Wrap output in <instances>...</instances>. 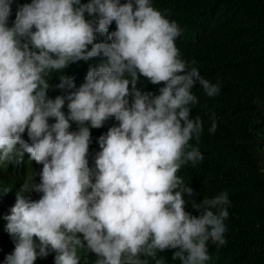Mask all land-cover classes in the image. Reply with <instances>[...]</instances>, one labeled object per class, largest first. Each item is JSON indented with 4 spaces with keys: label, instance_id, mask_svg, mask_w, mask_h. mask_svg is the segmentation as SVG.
Listing matches in <instances>:
<instances>
[{
    "label": "clouds",
    "instance_id": "9594fccd",
    "mask_svg": "<svg viewBox=\"0 0 264 264\" xmlns=\"http://www.w3.org/2000/svg\"><path fill=\"white\" fill-rule=\"evenodd\" d=\"M10 5L0 0V173L14 180L4 191L16 196L6 217L15 247L5 264H34L49 249L55 264H81L83 251L98 257L95 264H147L141 256L170 249L181 264H205L209 242L227 243L229 193L197 202L178 172L203 160L189 144L203 132L201 118H190L198 103L192 90L198 85L213 98L221 85L181 58L179 25L152 0H31L8 27ZM113 22L111 43H95ZM101 55L106 62L89 68L78 89L48 98L52 73ZM140 77L163 83L160 94L137 89ZM59 79L58 88L73 87L70 78ZM110 117L119 126L99 138L92 169L89 128ZM211 119L214 134V113ZM72 123L78 132L69 131ZM26 130L30 144L22 139ZM34 161L43 165L39 184L29 178ZM32 192L42 196L33 201L25 195ZM185 196L198 216L185 211Z\"/></svg>",
    "mask_w": 264,
    "mask_h": 264
},
{
    "label": "trees",
    "instance_id": "16d2710c",
    "mask_svg": "<svg viewBox=\"0 0 264 264\" xmlns=\"http://www.w3.org/2000/svg\"><path fill=\"white\" fill-rule=\"evenodd\" d=\"M80 2L86 4L89 0ZM125 2L120 0L121 4ZM30 3L31 0H11L8 27L13 26L17 10ZM152 6L179 25L181 35L175 43L181 58L189 62L195 60V66L205 79L212 83L219 81L221 85L220 94L213 98H209L198 85L192 90L198 103L192 107L190 118H201L203 132L199 142L192 139L189 144L198 147L203 160L196 166L190 163L182 166L178 172L185 184L199 194L194 197L197 202L225 190L229 193V218L225 222L228 226L227 243L217 247L209 242L210 259L205 264H264V0H152ZM85 18L95 17H88L85 13ZM115 30L113 22L107 33L97 34L94 42L111 43L108 35ZM105 62L106 58L101 55L71 63L61 73H52L48 81V98L66 97L85 82L89 68H97ZM60 76L70 78L73 87L58 88ZM129 87L131 89V85ZM136 87L143 93L158 96L164 85H153L140 77ZM128 100L131 106V95ZM67 103L66 100L61 109L65 116L68 115ZM213 113L217 128L214 134H210L208 129ZM54 123L55 120L49 118L48 124ZM85 126H88L87 122ZM114 126H119V122L110 117L103 127L89 128L86 158L90 168H95L96 155L101 151L99 138ZM78 130V126L72 123L69 131ZM22 139L31 143L27 130ZM23 156L29 157L27 153ZM42 167L35 161L30 163L29 178L33 175L35 184L40 183ZM13 182L8 179V174L0 173V264H5V258L15 247V239L6 231V217L11 214L16 196L4 191L6 185ZM25 195L35 201L42 193ZM184 198L189 203H186L185 211L198 216L190 198ZM33 239L39 244L35 237ZM48 251L47 257H38L34 264H55L57 253L51 249ZM174 251L158 252L155 258H140L146 259L147 264H156V260L161 264H181L179 258L173 259ZM81 255V264H95L98 259L86 251Z\"/></svg>",
    "mask_w": 264,
    "mask_h": 264
}]
</instances>
